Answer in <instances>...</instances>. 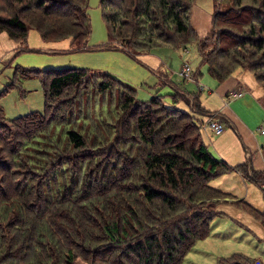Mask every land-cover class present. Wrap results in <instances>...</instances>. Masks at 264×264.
I'll use <instances>...</instances> for the list:
<instances>
[{
	"label": "trees",
	"instance_id": "16d2710c",
	"mask_svg": "<svg viewBox=\"0 0 264 264\" xmlns=\"http://www.w3.org/2000/svg\"><path fill=\"white\" fill-rule=\"evenodd\" d=\"M195 1L100 0L108 40L127 53L195 42L218 84L247 71L264 92V0H232L223 12L214 0L210 45L192 28ZM87 9L88 0H0V33L24 42L34 30L85 48ZM29 73L43 112L6 119L0 108V143L19 139L0 150V264H180L210 234L216 206L234 203L210 185L240 168L204 141L198 116L213 114L177 93L173 104L188 111L160 96L137 101L132 87L86 69ZM105 102L106 115H88ZM218 264L253 263L233 255Z\"/></svg>",
	"mask_w": 264,
	"mask_h": 264
},
{
	"label": "rangeland",
	"instance_id": "374dc122",
	"mask_svg": "<svg viewBox=\"0 0 264 264\" xmlns=\"http://www.w3.org/2000/svg\"><path fill=\"white\" fill-rule=\"evenodd\" d=\"M231 4L232 0H219L218 10L223 12ZM194 5L202 9H213V0H196ZM87 11L91 35L85 48L72 47L70 39L47 42L34 30L28 31L24 42L12 40L5 33H0V108L6 119H14L31 112H43L44 97L40 79L29 71L70 68L108 74L121 84L132 87L136 92L137 101L149 102L153 97L160 96L163 104L171 107H174L171 95L175 89L185 90L197 97L199 102L206 99V91L214 90L215 80L208 75L207 67L201 63L197 43L188 44L186 49L164 45L152 48L146 53L137 51L127 53L119 42H109L107 23L102 15L100 0H88ZM211 37H207L208 45L213 41ZM184 61L189 63L193 72L199 73L198 85L205 90L204 93L198 94V85L195 83H181L179 73ZM23 70L27 71L24 73L26 77L22 76ZM163 72L170 78L171 84L167 86L163 85L165 81L159 77V75L165 77ZM75 103L77 109L80 103L78 101ZM176 105H184L185 108L175 106L182 111L189 110L183 101L179 100ZM107 109L108 105L105 102L101 108H91L87 113L90 116L100 114L102 110L106 115ZM113 114L111 112L109 116L113 117ZM16 139L18 137L15 135L12 142L0 143V150L16 147ZM220 223L222 221H213L210 225V232L217 238L196 242L180 264H218L219 259L230 257L234 251L238 253L242 251V248L235 246L236 242L231 239V231H222ZM77 263L82 264L79 261Z\"/></svg>",
	"mask_w": 264,
	"mask_h": 264
},
{
	"label": "crops",
	"instance_id": "0c3cea01",
	"mask_svg": "<svg viewBox=\"0 0 264 264\" xmlns=\"http://www.w3.org/2000/svg\"><path fill=\"white\" fill-rule=\"evenodd\" d=\"M214 10V0L213 9H202L196 5L192 7L191 25L199 41L212 34ZM183 64L189 63L184 61ZM163 73L166 80H164L165 77L160 75L159 77L165 81L163 85L167 86L171 84L170 78L166 72ZM198 76L199 73L194 72L192 82L179 79L182 84L188 82L198 85ZM197 90L199 95L205 92L199 85ZM175 93L187 98L189 105L195 102L205 111L213 114L211 117L199 115L200 121L206 124L212 119L224 123L225 131L218 137L209 130H204V141L216 158L233 168L240 167L210 183L212 187L231 195L234 203L242 202L217 205L215 210L218 215L210 225L213 221H222L221 230L231 231V239L237 243L235 246L242 248V251L239 253L234 251L231 256L239 255L253 264L257 262L264 264V224L244 207L247 205L264 216V193L261 189L264 181V93L262 89L249 72L237 71L221 84L215 81L214 90L206 91L204 102H199L197 97L185 90L175 89L171 96ZM236 93L239 96L232 98L231 96ZM176 104L174 106L184 107V105ZM208 238L214 239L217 236L210 232L206 239Z\"/></svg>",
	"mask_w": 264,
	"mask_h": 264
},
{
	"label": "built area",
	"instance_id": "2783aa9c",
	"mask_svg": "<svg viewBox=\"0 0 264 264\" xmlns=\"http://www.w3.org/2000/svg\"><path fill=\"white\" fill-rule=\"evenodd\" d=\"M179 76L182 80L184 81H194V72L192 70V68L188 65V64H184ZM239 95L234 94L232 97L236 98ZM193 105V104H192ZM205 129L209 130L214 136H220L223 134V132L225 131V125L222 121L219 120H208V122L205 124ZM261 189L264 193V181L261 185ZM256 264H260V263H256Z\"/></svg>",
	"mask_w": 264,
	"mask_h": 264
}]
</instances>
